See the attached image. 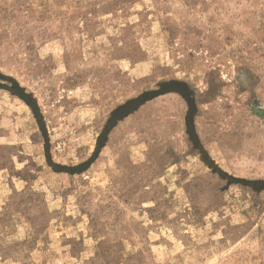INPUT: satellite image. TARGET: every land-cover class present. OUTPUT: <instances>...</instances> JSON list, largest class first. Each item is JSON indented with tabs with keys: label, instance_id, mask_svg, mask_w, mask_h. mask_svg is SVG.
Listing matches in <instances>:
<instances>
[{
	"label": "rangeland",
	"instance_id": "374dc122",
	"mask_svg": "<svg viewBox=\"0 0 264 264\" xmlns=\"http://www.w3.org/2000/svg\"><path fill=\"white\" fill-rule=\"evenodd\" d=\"M0 264H264V0H0Z\"/></svg>",
	"mask_w": 264,
	"mask_h": 264
}]
</instances>
